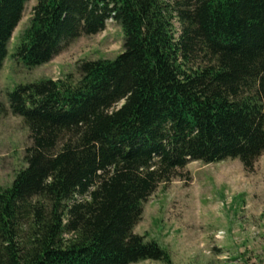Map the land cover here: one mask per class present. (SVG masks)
I'll list each match as a JSON object with an SVG mask.
<instances>
[{
	"label": "trees",
	"instance_id": "obj_1",
	"mask_svg": "<svg viewBox=\"0 0 264 264\" xmlns=\"http://www.w3.org/2000/svg\"><path fill=\"white\" fill-rule=\"evenodd\" d=\"M28 1L0 0V69ZM108 20L113 60L7 94L31 146L0 187V264H171L133 233L158 185L264 154V0H35L10 57L32 70Z\"/></svg>",
	"mask_w": 264,
	"mask_h": 264
},
{
	"label": "rangeland",
	"instance_id": "obj_2",
	"mask_svg": "<svg viewBox=\"0 0 264 264\" xmlns=\"http://www.w3.org/2000/svg\"><path fill=\"white\" fill-rule=\"evenodd\" d=\"M34 5L35 0L25 3L0 69V102L7 109L0 117L1 188L9 187L25 167V150L31 146L28 129L8 109L7 94L13 87L40 79L63 80L67 75L77 79L81 63L113 60L122 52L120 25L108 20L101 32L82 35L63 45L49 62L26 69L10 55ZM133 233L154 240L169 253L171 264H264V154L252 172L238 160L193 161L177 169L171 181L158 185L144 202Z\"/></svg>",
	"mask_w": 264,
	"mask_h": 264
}]
</instances>
